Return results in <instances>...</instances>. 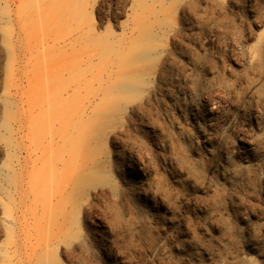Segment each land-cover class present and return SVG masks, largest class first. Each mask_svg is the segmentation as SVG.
<instances>
[{"label":"rangeland","instance_id":"rangeland-1","mask_svg":"<svg viewBox=\"0 0 264 264\" xmlns=\"http://www.w3.org/2000/svg\"><path fill=\"white\" fill-rule=\"evenodd\" d=\"M0 264H264V0H0Z\"/></svg>","mask_w":264,"mask_h":264},{"label":"bare ground","instance_id":"bare-ground-1","mask_svg":"<svg viewBox=\"0 0 264 264\" xmlns=\"http://www.w3.org/2000/svg\"><path fill=\"white\" fill-rule=\"evenodd\" d=\"M116 87L121 88L120 83H117V84H116ZM119 110H120V109H119ZM120 114H121V113H120Z\"/></svg>","mask_w":264,"mask_h":264}]
</instances>
